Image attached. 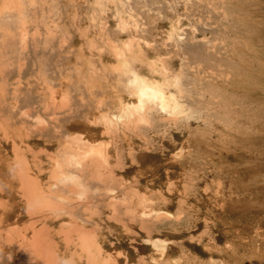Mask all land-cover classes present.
Listing matches in <instances>:
<instances>
[{
	"label": "rangeland",
	"instance_id": "obj_1",
	"mask_svg": "<svg viewBox=\"0 0 264 264\" xmlns=\"http://www.w3.org/2000/svg\"><path fill=\"white\" fill-rule=\"evenodd\" d=\"M126 43L127 65L148 79L166 76L182 112L169 119L153 111L105 135L116 162L114 184L94 172L79 175L86 179L62 191L72 211L47 218L61 258L87 264L75 238L61 235L75 222L106 252L119 254L120 264H154L146 238L168 242L179 264H264V0H0V128L27 138L46 182V153L63 160L67 151L77 154L82 144L74 135L96 138L101 116L115 122L120 115L130 86L117 74L115 50ZM1 136L0 200L18 211L8 212L12 233L28 235L11 183L12 151ZM132 190L149 199L145 206L156 221L146 231L138 213L124 216L119 205ZM79 191L84 200L69 195ZM1 240L7 249L0 247V264H16L14 245ZM164 259L157 264H173Z\"/></svg>",
	"mask_w": 264,
	"mask_h": 264
},
{
	"label": "bare ground",
	"instance_id": "obj_2",
	"mask_svg": "<svg viewBox=\"0 0 264 264\" xmlns=\"http://www.w3.org/2000/svg\"><path fill=\"white\" fill-rule=\"evenodd\" d=\"M22 41H23V39H22ZM130 53H131V48H130V45H128V44L125 45V47L122 50H120V49L115 50V55L117 57L116 59L119 60V63H120V64H118V66L115 65V66H117V74L120 75L121 77L125 76L127 79V80H125V82L127 81V84L126 83L125 84L130 86V92L128 91L129 92V95H128L129 98L125 103H123V104L121 103L122 107L120 108L121 109L120 115L118 117L116 116L115 122H113L111 119H109V117L106 118V115L101 116L100 121H102V123L104 125V127L103 126H101V127H103L104 129L99 131L96 138H93L94 135H93V137H91L89 135V133H87L86 131H80L77 134V136L74 135L75 139L80 144H82V147H80L81 150L77 154H74L73 150H72L73 151L72 153L67 151L68 154L66 155L65 160H63L59 157V154L49 155L46 153V155L49 156L48 157L49 158V166L48 167H50L49 171L47 170L48 176H47L46 182H44V180H41V177L39 176L40 175L39 172L38 173L36 172L37 170H35V166L37 164L34 163L35 161L33 162V160H31V157H30L31 155L28 153V148H26L24 146V143H26L25 141L27 140V138L24 141V137L22 135L16 134V133L13 134L12 132L8 131V128H4V126L0 128V131L2 133L1 137H3L5 139V141L8 143V145L10 146V149H11L12 155H13L11 157H13V160H14V171L15 172H13L11 170L12 172L10 173L11 177H13V180L10 179L11 183L13 182L15 185V188H14L15 190L13 189V191H16L15 196L18 195L16 197V199L19 197L18 202L21 203L20 211L25 214L23 216H27V218H25L27 220L25 221V224H23V225H25V227L23 226V229L27 228L28 226L30 228V230L27 229V230H29L28 235H22V234L19 235L18 233H16V234H18V236L14 235L15 233L13 234L12 232H15V230H17V229H16V227H11V225H9L8 222H10L11 221L10 219H12V216H10L9 214L11 213L13 215V213H16V212H13V213L11 212V211H14L15 208L14 209H5L7 206H9V208H13V207L5 204L2 200H0V247H3L2 240H1L2 238H5L7 243H9V244L12 243L14 245L13 247L16 250V251L15 250L14 251L19 254L18 259L16 260V262H17L16 264H74V260H72V258L69 254L68 255L70 257H68L66 259L61 258L60 253H59V249L57 246L58 245L57 241L54 240L55 239L53 236L54 233L50 234V232L47 229V222H46L47 218H49L48 216H52V218H57L61 214L71 212L72 210L69 208L72 207V209H73V206H71L70 201L67 198H64V196L62 194L64 185H68V184L72 183L73 181L76 182L77 179H80V178H78L79 175H83V173H86V172L87 173L94 172L97 176L96 178H99L100 181H102L101 179L106 180V181H108V180L111 181L112 179L115 178V177L112 178V176H113V169L115 168L114 164L116 162L113 163V161H112L114 158L112 157L113 153H111L112 151L110 149V141L108 138H105V135L114 129V126L116 123H117L116 125H119V123L121 125H124L125 128L128 125L127 126V128H128L129 125H131L133 123L135 124V122L144 121L147 118L148 114L149 113L151 114V112H153V111L162 112V114H164L169 119H175V117L182 112V109H181L182 105L180 103L179 98L176 95H174V92L172 93L168 90L169 83L166 80V76H163L164 81H158V80H155L152 78L148 79L149 77L145 78L143 76H140L141 74L139 75V73H137L136 71H134L132 68H130L127 65V60H128L127 55H130ZM131 64H132V62H131ZM151 67H152L153 71H156V69H157L156 64L152 63ZM121 77H119V79ZM173 85H175L174 87L176 89V92H178L180 94L183 86L180 85L178 82L173 84ZM126 90H127V88H126ZM2 91H3V89H2ZM53 98L56 100H59L60 102L65 101V97L62 95H59L58 92H55V94H53ZM51 101H53L52 98H51ZM53 102L55 103V100ZM58 106H59V104H58ZM60 106H62V105H60ZM52 113L54 114L55 112L53 111ZM24 115H26V113ZM28 115H29V112H28ZM3 116L5 117V115H3ZM3 116H1V117H3ZM21 116H22V118L24 117L22 114H21ZM21 116H18V117L20 118ZM52 116L54 117V115H52ZM11 117H14V116L12 115ZM12 119L13 118H11L9 120L12 121ZM30 119H32V117ZM49 119H50V117H49ZM5 120H8V119L5 118ZM9 120L7 122H10ZM25 120H26V117H25ZM38 121H39V119H38ZM51 122H53V121H51ZM51 122H49V123H51ZM16 123H14V124H16ZM14 124H12V125L14 126ZM19 124H20V122H19ZM33 124H34V122H33ZM45 124H46V122H45ZM38 126H42V125L40 124ZM46 126H47V124H46ZM42 127L43 128H41V129L45 128L44 126H42ZM56 128L57 127L53 128V129L56 130ZM18 130H22V129L18 128ZM31 130H32V128H31ZM12 131H14V130H12ZM37 131L39 132V129ZM56 131H58V130H56ZM26 135H28V133ZM2 141H4V140H2ZM63 148H64V146H63ZM66 150H67V148H66ZM56 152H59V151H56ZM62 152H63V149H62ZM64 153H65V151H64ZM46 162H47V160H46ZM67 167H71V169L72 168L76 169L77 173H75L74 171L73 172L72 171L71 172L66 171ZM7 173H8V171H7ZM8 174H7V176H8ZM9 177H6V178H9ZM43 178H44V176H43ZM81 178L84 180L85 177L83 178L81 176ZM82 179H80V181H82ZM7 181H9V180H7ZM108 182H106V183H108ZM111 182H113V181H111ZM11 183H9V184H11ZM109 184H111V183H109ZM113 184H114V182H113ZM120 186L122 188H124L123 183H120ZM84 187H88V186H84ZM12 188H11V186H9L8 191H11ZM110 189H111V186H110ZM66 190H68V188ZM111 190H113V189H111ZM143 193L137 194L135 191L132 190V191H130V195L128 198H125V196H124L121 199H119V205L125 208L124 211L122 209L124 216H129L131 218H134V215L136 213H138V216H139L138 221L141 224V229L146 231L147 227L153 226L154 225L153 221H156V220L154 218H153V220L151 219L152 218V213H150L151 210H148V208L145 206V204L148 202L149 199ZM111 194H113V193H110V195ZM69 195H72V196L74 195L76 198H79L81 200L84 198L85 192L84 191L72 192V194L70 193ZM12 196H14V195H12ZM72 196H70V197H72ZM86 196H87V194H86ZM10 198H11V196H10ZM76 198H73V199L75 200ZM6 200L8 201L9 199H6ZM12 200H10V201H12ZM113 200H115V197H113L112 201ZM15 204L17 205V202ZM114 205H115L114 203L110 204V207H111L110 210L116 212ZM117 207H118V205H117ZM138 207H141V208L137 210ZM66 209H68L69 212H67ZM8 212H10V213L8 214ZM17 213H18V211H17ZM157 213H158L157 211H154V213H153L154 217L157 216ZM72 214H73V212H72ZM116 214H118V212L115 213V216H117ZM67 215H65V216H67ZM118 217H119V215H118ZM121 217H123V216H121ZM14 218H16V217H14ZM19 220H24V219L19 218L18 221ZM13 221H15V219ZM63 222H65V221H63ZM35 224H37V227L34 226ZM26 225H27V227H26ZM32 225H33V227H32ZM69 225H70V228H68L69 230H67L65 228L67 231L61 233V235L63 236V241H64V239L71 241L72 239L75 238V244L74 245H76L78 247L77 250H79V253H80L78 255L83 256V258H84L83 260H85L87 262V264H120L118 262L119 254L112 252L113 250L106 252L102 248V245L100 244V242L97 240V238H96L97 236H94L93 234H91L90 233L91 231L89 232V231L83 230L81 225L80 226L75 225V222L73 224L70 222ZM50 227H52V226H50ZM70 233L73 234L74 237H70L71 236V235H69ZM55 234L59 235V232H56ZM70 238H72V239H70ZM60 241L62 242V240H60ZM143 241H144V243L148 244V246H150V253L148 254V258L154 264H157V260L163 259V258L166 259V262L170 261V263L172 262L173 264H177L178 261L175 259L178 257L173 258L170 255L169 251L172 248L167 244L168 242L166 243L165 241L159 240L157 238H153V239L152 238H146ZM72 243H73V241H72ZM70 244H71V242H70ZM71 246H73V245H71ZM5 247H3V250ZM68 248H69V246H68ZM71 248H73V247H71ZM5 249H7V248H5ZM62 250H63V248H62ZM115 251H117V250H115ZM124 255H125V253H124ZM7 259L9 260V258H7ZM125 259H126V257L124 258V260ZM120 262H122V261H120ZM178 264H179V262H178Z\"/></svg>",
	"mask_w": 264,
	"mask_h": 264
}]
</instances>
